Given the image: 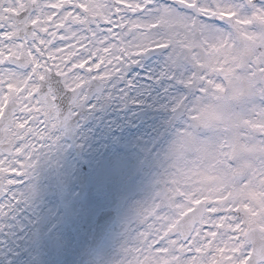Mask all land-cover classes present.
Listing matches in <instances>:
<instances>
[{
    "label": "snow or ice",
    "instance_id": "obj_1",
    "mask_svg": "<svg viewBox=\"0 0 264 264\" xmlns=\"http://www.w3.org/2000/svg\"><path fill=\"white\" fill-rule=\"evenodd\" d=\"M0 236V264H264V0H0Z\"/></svg>",
    "mask_w": 264,
    "mask_h": 264
},
{
    "label": "rangeland",
    "instance_id": "obj_2",
    "mask_svg": "<svg viewBox=\"0 0 264 264\" xmlns=\"http://www.w3.org/2000/svg\"><path fill=\"white\" fill-rule=\"evenodd\" d=\"M153 67H155V64H153ZM138 75H139V77H140V79H141V82H143L144 77H145V71H144L143 69L138 70ZM107 118H108V119H116L117 117H116V114H115V113L109 112V113L107 114ZM121 119H123V117H121ZM146 119H151V116L146 117ZM9 241H10L12 244L18 246L19 240H18V239L13 240L12 237L10 236L9 240L7 239V241H6L4 238L2 239V242H3V244H4V249H5V247L7 246V243H8ZM2 254H3V255H6V253H5L4 251H3Z\"/></svg>",
    "mask_w": 264,
    "mask_h": 264
},
{
    "label": "flooded vegetation",
    "instance_id": "obj_3",
    "mask_svg": "<svg viewBox=\"0 0 264 264\" xmlns=\"http://www.w3.org/2000/svg\"><path fill=\"white\" fill-rule=\"evenodd\" d=\"M10 236L7 238L9 240ZM3 236H0V255H3V251H4V244L2 242Z\"/></svg>",
    "mask_w": 264,
    "mask_h": 264
}]
</instances>
